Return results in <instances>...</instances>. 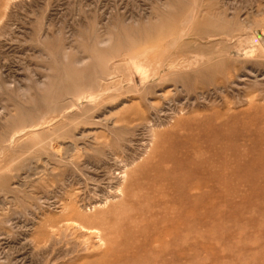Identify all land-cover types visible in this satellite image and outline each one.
<instances>
[{"label": "rangeland", "instance_id": "obj_1", "mask_svg": "<svg viewBox=\"0 0 264 264\" xmlns=\"http://www.w3.org/2000/svg\"><path fill=\"white\" fill-rule=\"evenodd\" d=\"M0 264H264V0H0Z\"/></svg>", "mask_w": 264, "mask_h": 264}]
</instances>
